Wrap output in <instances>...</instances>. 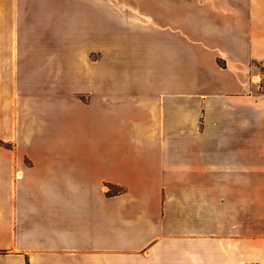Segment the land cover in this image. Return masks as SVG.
<instances>
[{
    "label": "crops",
    "instance_id": "obj_1",
    "mask_svg": "<svg viewBox=\"0 0 264 264\" xmlns=\"http://www.w3.org/2000/svg\"><path fill=\"white\" fill-rule=\"evenodd\" d=\"M261 67L264 0H0V264H264Z\"/></svg>",
    "mask_w": 264,
    "mask_h": 264
},
{
    "label": "rangeland",
    "instance_id": "obj_2",
    "mask_svg": "<svg viewBox=\"0 0 264 264\" xmlns=\"http://www.w3.org/2000/svg\"><path fill=\"white\" fill-rule=\"evenodd\" d=\"M99 19H101L100 16H99ZM99 24H100V23H99ZM261 69H262L263 72H264V67H261ZM259 82H260V85H261V88L259 89V92L264 93V78H262V80H260ZM260 166H264V164H259V167H260ZM259 172H262V169L259 168ZM111 191L116 192V191H119V190H117V189H115V188H111ZM259 219H261V218H259Z\"/></svg>",
    "mask_w": 264,
    "mask_h": 264
},
{
    "label": "trees",
    "instance_id": "obj_3",
    "mask_svg": "<svg viewBox=\"0 0 264 264\" xmlns=\"http://www.w3.org/2000/svg\"><path fill=\"white\" fill-rule=\"evenodd\" d=\"M0 145L5 146L7 148H12L11 145L5 144L4 142L0 141Z\"/></svg>",
    "mask_w": 264,
    "mask_h": 264
}]
</instances>
